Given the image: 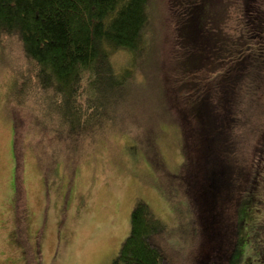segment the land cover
<instances>
[{"label": "trees", "instance_id": "1", "mask_svg": "<svg viewBox=\"0 0 264 264\" xmlns=\"http://www.w3.org/2000/svg\"><path fill=\"white\" fill-rule=\"evenodd\" d=\"M156 1L0 0L5 60L16 81L30 84L27 94L7 90L9 151L28 135L46 176L77 182L99 161L97 171L107 170L111 135L143 131L151 106L179 123L184 158L175 177L194 233L185 256L184 232L133 199L130 232L112 264H264V0H163L164 14ZM118 56L130 65L117 70ZM142 60L158 67V109L150 98L136 107L127 98ZM46 193L42 205L57 203Z\"/></svg>", "mask_w": 264, "mask_h": 264}, {"label": "rangeland", "instance_id": "2", "mask_svg": "<svg viewBox=\"0 0 264 264\" xmlns=\"http://www.w3.org/2000/svg\"><path fill=\"white\" fill-rule=\"evenodd\" d=\"M159 1L161 4L156 1V6L161 7L163 13V0ZM160 26L163 28L162 37L169 27ZM2 49L0 45V173L3 172L0 175V264H112L121 242L129 235L130 213L138 198L150 204L154 213L172 228L171 232H184L187 241L181 245L187 256L185 250H189L194 232L193 224L188 226L187 222L190 208L185 205V197L175 177L184 158L178 121L174 117L168 121L164 117L161 119L151 106L145 105L148 108L144 110L150 111L152 116L139 111L145 116L143 131L124 128L111 135L107 170L100 168L97 171L99 161L96 169H92V175L84 169L77 182H71L69 178L66 182L61 174L46 176L45 163L38 159L33 142L28 143V135L23 136L14 153L12 145L9 151L14 133L10 120L4 118L9 107L7 90L10 89L13 95L27 94L28 89L24 86L29 88L30 84L13 78L16 71L9 65L13 60L8 64L5 60L7 52ZM153 50L150 51L152 62ZM9 51L14 52L12 47ZM122 59V56L114 58L117 70L130 65L129 59ZM152 67L150 61L142 60L140 70L134 72L133 93L127 98L135 107L143 106L141 101L149 98L150 102L153 101V108L159 107L164 89L159 86L158 67ZM145 73L149 76L147 80L143 78ZM146 82L148 88L145 92L143 84ZM167 112L168 108L166 115ZM155 141L156 147L150 144ZM96 156L94 153L93 158L97 159ZM61 177L63 180H59ZM79 187L81 192H77ZM46 191L50 197H57V203L48 202L44 206L43 202L42 205L44 197L49 201ZM167 191L174 194L181 211L180 219L175 208L169 211L165 205ZM133 192L136 193L132 196ZM150 195H155V200ZM58 213L61 216L59 221ZM71 223H75L73 236L68 233ZM169 234L172 238L173 233ZM255 244L256 241H252V245Z\"/></svg>", "mask_w": 264, "mask_h": 264}, {"label": "crops", "instance_id": "3", "mask_svg": "<svg viewBox=\"0 0 264 264\" xmlns=\"http://www.w3.org/2000/svg\"><path fill=\"white\" fill-rule=\"evenodd\" d=\"M80 188H81V187H80ZM79 190H82V188H81V189H79ZM133 195H134V192H133ZM133 195H132V196H133ZM58 248H59V246H58Z\"/></svg>", "mask_w": 264, "mask_h": 264}]
</instances>
